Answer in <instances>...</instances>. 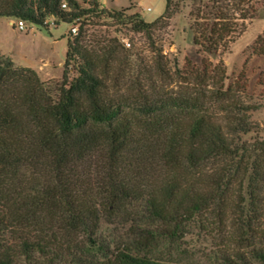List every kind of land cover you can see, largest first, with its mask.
<instances>
[{
    "label": "trees",
    "instance_id": "obj_1",
    "mask_svg": "<svg viewBox=\"0 0 264 264\" xmlns=\"http://www.w3.org/2000/svg\"><path fill=\"white\" fill-rule=\"evenodd\" d=\"M101 1L0 0V19L81 24L67 38L61 82L45 83L0 54V264H176L149 251L179 245L210 213L232 229L216 263L264 264V127L250 119L255 108L237 105L219 120L202 108L203 94L151 95L128 72L118 40L88 36L81 20L131 25L154 46V31L179 4L166 0L147 23L100 10ZM193 1L207 4L194 42L217 53L236 34L232 19L222 0ZM159 52L153 68L171 79ZM103 223L131 224L133 235L108 242Z\"/></svg>",
    "mask_w": 264,
    "mask_h": 264
},
{
    "label": "rangeland",
    "instance_id": "obj_2",
    "mask_svg": "<svg viewBox=\"0 0 264 264\" xmlns=\"http://www.w3.org/2000/svg\"><path fill=\"white\" fill-rule=\"evenodd\" d=\"M173 2L179 4L180 11L168 23L158 25L152 35L154 46L145 32H135L131 25L122 26L116 21L98 20L91 18L92 15L81 22L88 24L84 30L96 40H118L130 56L128 72L145 79L144 86L151 95L201 98L203 94L202 108L219 120H224L234 106H249L255 108L249 113L251 121L263 128L264 0L221 1V6L232 19L230 24L236 34L226 39L223 43L225 47L212 55L194 42L198 10L204 11L206 2L199 5L193 0ZM83 8L88 10L90 7L84 4ZM165 8L166 0L100 2V10H128L127 16L138 14L147 23L160 18ZM243 17L247 20H243ZM15 20L0 19V54L11 59L18 68L36 71L45 83L61 82L67 38H73L72 25L78 24L80 29L81 24L47 25L43 29L28 24V31L21 32L12 25ZM125 42H130L131 48H127ZM158 51L165 60L163 64L171 79L165 75L162 77L158 67L153 68ZM202 72L203 77L199 74ZM130 227L131 224L118 226L103 223L99 235L108 242L118 238L128 240L133 235ZM231 232L232 229L216 213H210L196 218L187 227L179 245L164 243L151 249L149 254L176 264H218L215 255L223 249V245H229Z\"/></svg>",
    "mask_w": 264,
    "mask_h": 264
},
{
    "label": "built area",
    "instance_id": "obj_3",
    "mask_svg": "<svg viewBox=\"0 0 264 264\" xmlns=\"http://www.w3.org/2000/svg\"><path fill=\"white\" fill-rule=\"evenodd\" d=\"M62 8L63 9H67L66 3L62 4ZM147 11L150 12L151 9H147ZM28 24L29 23H27L25 21H22V20H15L14 24H12V25H15L16 28L19 31L23 32V31H28ZM45 24L50 26V27L56 26L54 18L48 19L45 22ZM74 24H77V23H74ZM77 25H72V27H71V35L74 36V37L78 36V33H79V27ZM125 45H126L127 48H131V43L130 42H125Z\"/></svg>",
    "mask_w": 264,
    "mask_h": 264
}]
</instances>
